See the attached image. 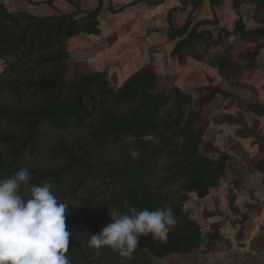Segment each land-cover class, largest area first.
<instances>
[{
	"label": "trees",
	"instance_id": "trees-1",
	"mask_svg": "<svg viewBox=\"0 0 264 264\" xmlns=\"http://www.w3.org/2000/svg\"><path fill=\"white\" fill-rule=\"evenodd\" d=\"M56 1L45 3L53 7ZM188 1L194 13L205 2L219 7L226 0ZM231 2L235 12L254 6L260 26L249 31L239 19L229 33L218 29L216 19L195 21L191 13L182 28L170 24V40L178 41L172 55L181 62L188 57L204 63L231 88L257 96L250 81L236 79L244 68L236 55L242 41H264V0ZM101 8L19 22L0 3V179L28 167L33 184H53L68 205L71 264H153L151 259L163 261L189 250L207 255L218 235H202L181 209L190 195L206 199L221 186L230 157L215 163L201 152L212 104L219 95H231L213 84L181 90L174 78L163 83L151 68L119 87L93 72L68 80L69 42L79 35H101ZM262 51L264 42L256 47L252 64ZM248 110L264 116L259 105ZM252 169L249 177L235 180L238 191L253 184L252 175L264 177V148ZM127 205L150 211L170 205L177 225L166 242L141 237L131 259L90 248V234L111 222V210L124 212Z\"/></svg>",
	"mask_w": 264,
	"mask_h": 264
},
{
	"label": "rangeland",
	"instance_id": "rangeland-1",
	"mask_svg": "<svg viewBox=\"0 0 264 264\" xmlns=\"http://www.w3.org/2000/svg\"><path fill=\"white\" fill-rule=\"evenodd\" d=\"M58 1L62 3L61 7L66 12L82 9L85 14L95 10L99 4L102 7L104 1L107 2V0H75L74 3L66 0ZM6 3L14 9L11 14L19 22H25L28 17L36 19L43 17L48 9L38 0H6ZM141 3L142 6L139 5ZM141 8H143L141 14L143 26L138 23L133 24L138 22L134 12ZM179 9L181 12H178ZM254 9L255 7L251 6L245 12H235L231 8L230 1L221 8L209 7L206 4L195 13L193 19L195 21L205 18L216 19L219 22L218 29L229 33L233 31L235 23L241 19L246 29L253 30L258 26V14L257 18L253 17ZM190 10L191 7L189 10L186 9V0H135L132 5L122 4L113 11L114 18L108 19L102 16L101 21L107 27L111 20L121 24L124 21L129 22L130 19L131 23L126 27L135 28L133 36L138 38L135 45L131 42L129 46L119 48L116 55L105 60L98 58L97 64L100 70H96L95 66L82 58L85 55L82 53L84 49L76 48L78 50L74 49L76 52L72 53L71 76L69 74L67 79L75 78L78 72H93L104 74L109 82L119 87L138 73L151 68L162 81L164 80L163 83L174 78V83L181 90L195 91L213 84L224 93H229L231 96L228 97L225 94L219 95L209 113L207 112L209 125L204 135L201 152L202 156L215 163L225 156L230 157L227 171L221 177V186L206 199H199L195 194L190 195L181 209L190 215V219L195 220L202 235H218L216 246L207 255L196 254L194 250H189L183 255H173L163 261L151 259V262L153 264H264V180L255 187L254 184H247L246 187L250 188L243 189L242 192H240L242 188L238 191L234 185L235 180L242 181L252 174L249 175V172L254 170L252 168L255 163L260 160V149L264 148V119L254 116V113L248 110L251 104L259 105L264 109V51L256 56L257 60L252 64L256 47L264 41L255 38L242 41V46L236 55V60L244 67L236 75V79L241 82L250 81L258 92L257 96L249 91L233 89L222 80L218 72L214 75L208 74L204 63L188 57L182 59V63L172 55L175 43H172L169 35L166 34L171 31L169 23L173 22L176 27L182 26ZM145 32L148 42L141 38ZM141 59L142 63H140ZM254 65H257L255 73L252 69ZM2 68L3 63L0 59V72ZM182 199L181 197V202Z\"/></svg>",
	"mask_w": 264,
	"mask_h": 264
},
{
	"label": "clouds",
	"instance_id": "clouds-1",
	"mask_svg": "<svg viewBox=\"0 0 264 264\" xmlns=\"http://www.w3.org/2000/svg\"><path fill=\"white\" fill-rule=\"evenodd\" d=\"M28 167L0 179V264H71L66 225L68 205L54 192L51 182L32 183ZM111 222L90 234L88 245L110 249L131 259L141 237L166 242L177 221L168 205L150 211L132 205L110 212Z\"/></svg>",
	"mask_w": 264,
	"mask_h": 264
},
{
	"label": "crops",
	"instance_id": "crops-1",
	"mask_svg": "<svg viewBox=\"0 0 264 264\" xmlns=\"http://www.w3.org/2000/svg\"><path fill=\"white\" fill-rule=\"evenodd\" d=\"M38 1L41 2L43 7H48V9H46V11H45V16H43V17L54 16L57 13L72 14V13L76 12V11H72V12L71 11H68V12L64 11L62 9V7H61L62 3L59 2L58 0L54 3L53 7H51L48 4H46L45 0H38ZM134 1L135 0H107V2L104 1L103 5H102V8H101V13H100V15L98 17V22H99L100 29H101V35H99V36L79 35V36L71 39L70 42H69V51H70V53L72 54L73 51L76 52V50H78V49H84V51L82 53H85V55H84V57H82V56L81 57L85 58L86 61H88L93 66H95L96 70L97 69L100 70L98 68L99 64H97L98 58H102V59L105 60L108 57L113 56L114 54L116 55L119 48H121V47L125 48L126 45L131 44V42H132V44L134 43V45H135V43H136V41L138 39L135 36H133L134 32H135V28L133 26L131 28H129V29L126 27V26H128L131 23L130 19H128L129 22L124 21L121 24H118V23H116V21L111 20L109 22V24L107 25V27H105L103 22L101 21L102 20V16H105L108 19H110L112 17L114 18L113 11H115V9H117V7H120L122 4L132 5L134 3ZM228 1H230L231 8L233 9L231 0H226L225 3L223 5H221V6H219V7H213L209 3L205 2L197 11H199L206 4H208L209 7L221 8L222 6L227 4ZM0 3L3 4L8 9V11L10 13L12 11H14V9L9 7V5L6 3V0H0ZM76 4H78V2ZM139 5L142 6V3L139 4ZM189 7H191V10L187 13V15H186V17L184 19V24L182 26L176 27L173 24V22L171 21L172 22L171 24L176 29L182 28L185 25L186 21L188 20L189 16L191 15V13H192V6L189 4V1L186 0V9L189 10ZM97 8L98 7H96V9ZM182 8H184V7H182ZM247 8H249V7H244L242 9H240L239 12H241V11L245 12V10ZM93 10H91V11H93ZM83 11H84V9H83ZM197 11L192 13V17L193 18H194V15H195V13ZM78 12H81V13L85 14V12H82V9H81V11L78 10ZM178 12H181V9H179ZM86 13H88V12H86ZM134 13H136V15H137V18H138L137 21L138 22H135L133 24L138 23V24H141L143 26V20L141 18V14H143V8H141L140 10H136V12H134ZM35 16H38V15H35ZM253 17H254V15H253ZM40 18H42V16H40ZM255 18H257V17H255ZM261 18H262L261 15H258V20H257V23H258L257 25L258 26L256 28H258L260 26L259 22L261 21ZM203 20H210V19L209 18H205ZM211 20H213V19H211ZM161 21H163V20H161ZM141 25H140V27H142ZM123 26H125V27H123ZM169 29H170V23H169ZM255 29H253V30H255ZM146 31H147V29H146ZM249 31H252V30H249ZM166 34L169 35V37H170L171 31L169 33L166 32ZM141 38L146 39L145 41L148 42V39L146 37V32L144 33V35L141 36ZM173 42L175 43V47H176L178 41H172V43ZM76 48H78V49H76ZM129 48H131V47H129ZM74 49H76V50H74ZM92 49H94V50H92ZM142 62L143 61L141 59L140 63H142ZM135 64H136V62H135ZM206 68H207V73L208 74L214 75L215 72H217L213 68H211V67H209L207 65H206ZM253 115L256 116V117H259L260 119H264V116H257L256 114H253ZM262 180H264V177H262V175H260L259 173H256V174L252 175V180L249 183H253L254 184L253 187H255V186H257V184H260V182H262ZM249 188L250 187H246V189H249ZM243 194L244 193H241V195H243Z\"/></svg>",
	"mask_w": 264,
	"mask_h": 264
}]
</instances>
